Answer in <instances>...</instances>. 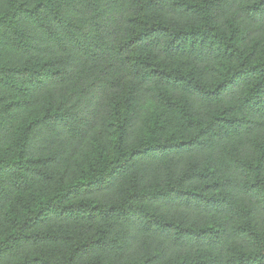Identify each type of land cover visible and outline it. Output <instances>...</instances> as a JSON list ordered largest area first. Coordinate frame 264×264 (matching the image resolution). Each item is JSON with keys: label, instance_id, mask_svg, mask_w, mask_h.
<instances>
[{"label": "trees", "instance_id": "trees-1", "mask_svg": "<svg viewBox=\"0 0 264 264\" xmlns=\"http://www.w3.org/2000/svg\"><path fill=\"white\" fill-rule=\"evenodd\" d=\"M0 264H264V0H0Z\"/></svg>", "mask_w": 264, "mask_h": 264}]
</instances>
